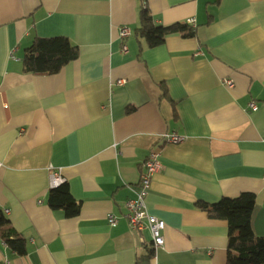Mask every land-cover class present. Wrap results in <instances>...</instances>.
I'll list each match as a JSON object with an SVG mask.
<instances>
[{"label": "crops", "instance_id": "0c3cea01", "mask_svg": "<svg viewBox=\"0 0 264 264\" xmlns=\"http://www.w3.org/2000/svg\"><path fill=\"white\" fill-rule=\"evenodd\" d=\"M143 8L163 26L194 17L195 34L147 46ZM37 36L68 38L78 58L26 72ZM171 133L185 139L167 143ZM152 150L161 167L146 204L166 222L157 248L125 207ZM53 170L78 215L49 205ZM243 192L256 195L264 236V0H0V210L27 241L20 254L0 235V264H226L228 222L196 203Z\"/></svg>", "mask_w": 264, "mask_h": 264}, {"label": "trees", "instance_id": "16d2710c", "mask_svg": "<svg viewBox=\"0 0 264 264\" xmlns=\"http://www.w3.org/2000/svg\"><path fill=\"white\" fill-rule=\"evenodd\" d=\"M141 27L138 33L145 38L147 46L155 47L164 43L171 33H180L185 37L195 34V30L186 23L169 26L158 25L146 8L141 10ZM78 46L68 38L35 37L23 56V68L30 73L55 74L66 64L77 59ZM128 111H132L129 108ZM256 195L243 192L236 197H223L216 203L199 201L197 207L206 211L210 218L228 222V258L226 264H264V236L255 233L252 216ZM48 203L54 210H64L66 216L79 214L81 204L73 198L69 185L64 182L51 188ZM0 235L8 246L20 254L27 251V241L11 226L9 219L0 210Z\"/></svg>", "mask_w": 264, "mask_h": 264}, {"label": "built area", "instance_id": "2783aa9c", "mask_svg": "<svg viewBox=\"0 0 264 264\" xmlns=\"http://www.w3.org/2000/svg\"><path fill=\"white\" fill-rule=\"evenodd\" d=\"M187 24L191 28L196 27V19L191 17L187 20ZM131 34V29L129 27H123L120 32L122 38H126ZM123 50L127 51L128 47L123 46ZM124 79L118 81L119 84H123ZM224 83L229 86H234V81L232 79H225ZM250 107L252 110H257L258 106L256 103L251 102ZM164 139L167 143H180L185 137L177 133L166 134ZM146 170L141 174L140 177V191L138 196L133 199H129L125 203L127 218L129 220L130 227L135 231H142L144 229H149L152 235V243L154 247H159L164 245L165 237L164 231L166 228V222L153 215L149 212L146 204V195L151 188V181L153 175L160 169L161 164L159 161V152L157 150H152L145 162ZM66 182V179L62 176L59 170H53L51 175V186L52 188L58 187ZM8 211V210H7ZM109 221L112 226L117 223V217L113 214L109 215ZM3 264H11L6 261Z\"/></svg>", "mask_w": 264, "mask_h": 264}]
</instances>
